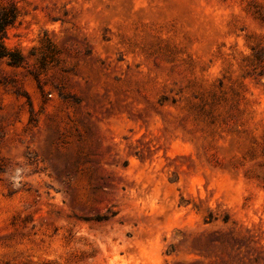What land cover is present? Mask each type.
Segmentation results:
<instances>
[{
  "label": "rangeland",
  "instance_id": "1",
  "mask_svg": "<svg viewBox=\"0 0 264 264\" xmlns=\"http://www.w3.org/2000/svg\"><path fill=\"white\" fill-rule=\"evenodd\" d=\"M0 264H264V0H0Z\"/></svg>",
  "mask_w": 264,
  "mask_h": 264
},
{
  "label": "trees",
  "instance_id": "2",
  "mask_svg": "<svg viewBox=\"0 0 264 264\" xmlns=\"http://www.w3.org/2000/svg\"><path fill=\"white\" fill-rule=\"evenodd\" d=\"M18 15L19 10L15 3L0 4V60H7V63L13 67L20 66L24 61V57L19 51L8 49L4 39L7 28L16 22Z\"/></svg>",
  "mask_w": 264,
  "mask_h": 264
}]
</instances>
